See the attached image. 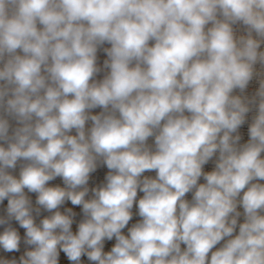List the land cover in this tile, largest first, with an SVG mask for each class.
Listing matches in <instances>:
<instances>
[{"label": "clouds", "instance_id": "1", "mask_svg": "<svg viewBox=\"0 0 264 264\" xmlns=\"http://www.w3.org/2000/svg\"><path fill=\"white\" fill-rule=\"evenodd\" d=\"M0 264H264V0H0Z\"/></svg>", "mask_w": 264, "mask_h": 264}]
</instances>
